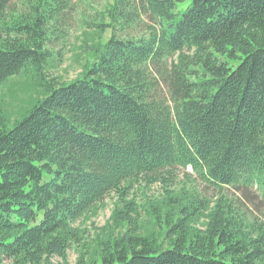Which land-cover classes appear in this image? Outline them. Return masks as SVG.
<instances>
[{"label": "trees", "instance_id": "16d2710c", "mask_svg": "<svg viewBox=\"0 0 264 264\" xmlns=\"http://www.w3.org/2000/svg\"><path fill=\"white\" fill-rule=\"evenodd\" d=\"M11 2L0 86L29 79L14 117L0 103V264H70V244L74 264H264V211L246 207L264 206V0H102L60 82L47 44L75 1ZM187 166L211 195L175 187ZM155 182L142 208L134 188ZM110 194L84 239L75 222Z\"/></svg>", "mask_w": 264, "mask_h": 264}, {"label": "rangeland", "instance_id": "374dc122", "mask_svg": "<svg viewBox=\"0 0 264 264\" xmlns=\"http://www.w3.org/2000/svg\"><path fill=\"white\" fill-rule=\"evenodd\" d=\"M73 1H75L74 7L69 13H67L62 21L63 32L60 36L48 41L47 44V47L51 52L48 59L47 72L49 76L55 78L56 82L68 81L80 73L82 64L89 49L85 42L90 44L91 41L97 39L96 36L92 35L93 30L87 26L84 19L89 21L96 16L95 9L101 7L102 0H92L91 2L89 0ZM20 5L21 0H12L11 2V7L17 8ZM108 36L109 31L106 30L102 34V41ZM28 79L29 75L26 72H23L9 78L0 86V99H2L0 103L4 102L7 109L10 112H13L12 117L15 116L16 110L21 104V99L27 97L23 86L28 82ZM172 181L175 187L182 186L184 184L189 186L194 182L205 194L211 195L214 192L210 185L197 178L196 173L190 166H187L186 168H178ZM162 193H164L163 184L161 182H155L147 187H143L141 185L135 187L133 196H135L136 200L143 208L145 205V198L148 197L149 199H153L160 197ZM115 199L116 197L110 194L104 198L95 214H89L86 217H81L75 222V224L80 227L82 232L81 235L84 239L92 237L93 235L90 236V234L93 233L95 228L103 226L109 219ZM247 205L248 206L246 207L251 208L250 211L255 214L260 215L259 211H264V206L259 204L257 198H255V200L253 198L252 201L247 202ZM145 213L146 212L142 210L143 218L147 217ZM146 221L148 224L151 223L150 219ZM77 254L78 246L70 244L67 248V257L70 264H74ZM51 260L53 262H57L60 259L57 256H53Z\"/></svg>", "mask_w": 264, "mask_h": 264}]
</instances>
